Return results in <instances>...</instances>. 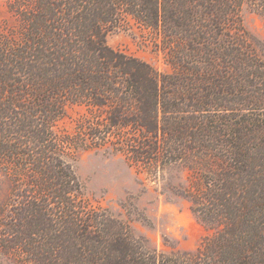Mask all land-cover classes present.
Wrapping results in <instances>:
<instances>
[{
  "label": "trees",
  "instance_id": "obj_1",
  "mask_svg": "<svg viewBox=\"0 0 264 264\" xmlns=\"http://www.w3.org/2000/svg\"><path fill=\"white\" fill-rule=\"evenodd\" d=\"M245 5L264 0H27L0 30V167L12 178L2 243L26 264H264V56ZM124 17L151 31L171 68L112 49ZM160 43V44H159ZM86 108L78 137L55 132ZM108 143L157 178L196 173L186 194L213 236L164 255L91 208L67 149Z\"/></svg>",
  "mask_w": 264,
  "mask_h": 264
},
{
  "label": "rangeland",
  "instance_id": "obj_2",
  "mask_svg": "<svg viewBox=\"0 0 264 264\" xmlns=\"http://www.w3.org/2000/svg\"><path fill=\"white\" fill-rule=\"evenodd\" d=\"M24 1L0 0L1 31L18 29L12 7ZM242 18L246 30L262 46L264 56V19L248 5L243 7ZM107 42L112 49L139 58L160 73L171 71L154 35L131 17H124L111 29ZM86 117H91L86 108L69 106L55 132L60 138H76ZM82 140L68 148L66 155L82 185L83 199L91 208L121 220L134 237L164 255H194L214 235L215 230L198 218L186 196L197 179L186 165L169 164L155 178L134 165L114 144L98 147L89 137ZM12 188V178L0 167V264H26L18 252L2 243L1 221L9 209Z\"/></svg>",
  "mask_w": 264,
  "mask_h": 264
}]
</instances>
